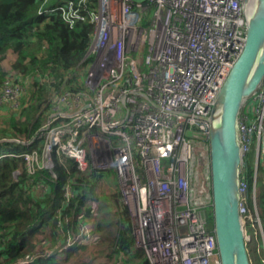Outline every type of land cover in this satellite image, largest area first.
Instances as JSON below:
<instances>
[{"label": "built area", "instance_id": "1", "mask_svg": "<svg viewBox=\"0 0 264 264\" xmlns=\"http://www.w3.org/2000/svg\"><path fill=\"white\" fill-rule=\"evenodd\" d=\"M80 2L85 0L51 6L43 0L38 11L60 13L70 25L88 19L93 33L80 64L88 65L82 89L56 96L34 137L22 142L41 144L21 155L28 171L40 168L30 164L38 162L37 154L54 178L55 157L61 156L84 174L113 170L132 221L133 245L149 264H220L206 215L208 146L199 143L197 153L190 138L198 131L207 142L203 119L243 50L240 0H95L92 10L80 9ZM22 91L6 84L0 105L16 107ZM238 126V213L247 247L257 250L263 235L254 183L264 162V80L244 101ZM253 150L250 174L245 159ZM65 195L72 196L69 186ZM79 227L69 248L89 239L83 221ZM31 260L26 256L20 264Z\"/></svg>", "mask_w": 264, "mask_h": 264}, {"label": "trees", "instance_id": "2", "mask_svg": "<svg viewBox=\"0 0 264 264\" xmlns=\"http://www.w3.org/2000/svg\"><path fill=\"white\" fill-rule=\"evenodd\" d=\"M60 1L47 0L51 6ZM42 3L43 0H0V94L6 84L23 86L16 107L0 105V110L6 109L0 117V139H5L0 142V264H20L26 256L32 257L29 264H64L67 257L62 262L57 259L66 250L60 253L57 247L62 249L67 238L74 236L78 217L86 221L90 218L93 209L82 205L87 198L94 201L91 181L99 176L93 172L88 178L75 162L62 156L55 158L65 159L69 166L54 162L55 178L47 169L35 168L30 173L21 156L41 145L36 140L30 145L22 142L31 140L45 122L54 98L82 89L80 72L76 75V71L93 33L88 19L70 25L60 13L39 15ZM94 6L95 0H85L79 8L92 10ZM5 61L8 65L3 64ZM196 132L192 135L197 137L190 139L207 147L204 134ZM260 166L263 173L264 162L259 169ZM249 184L252 187V179ZM68 186L70 198L65 195ZM258 187L256 203L257 211L258 203L261 208V215L258 213L264 237L263 174L261 179L258 175L255 179V189ZM110 205L115 212L106 224L104 218L97 220L98 236L92 243L98 239L99 249L109 252L112 258L108 264H149L143 250L133 245L132 226L121 195L114 194ZM206 215L212 228L209 206ZM67 217L71 220L66 221ZM46 227L51 229V240L43 245L52 253L41 248L36 251L37 244L33 242L35 230ZM99 235L105 237L103 243ZM249 253L255 257V247Z\"/></svg>", "mask_w": 264, "mask_h": 264}, {"label": "water", "instance_id": "3", "mask_svg": "<svg viewBox=\"0 0 264 264\" xmlns=\"http://www.w3.org/2000/svg\"><path fill=\"white\" fill-rule=\"evenodd\" d=\"M240 4L246 28L244 47L203 119L208 125L210 229L220 264H252L238 213L243 160L238 123L244 101L264 80V0H240Z\"/></svg>", "mask_w": 264, "mask_h": 264}, {"label": "rangeland", "instance_id": "4", "mask_svg": "<svg viewBox=\"0 0 264 264\" xmlns=\"http://www.w3.org/2000/svg\"><path fill=\"white\" fill-rule=\"evenodd\" d=\"M3 64L8 65L7 61H5ZM87 69H88L87 64H85L79 68L81 81L84 79V72ZM21 88H23V86ZM2 110H0V117L5 115L4 112L6 111V109H2ZM4 140L5 139L1 138L0 142H2ZM194 147H195V150L197 151V153H200V151H201L200 144L196 143L194 145ZM37 148L40 150V146H38ZM202 154L205 155V153H202ZM37 158H38V162H30V164L31 163L32 164H39L41 169L44 168V169L50 170L49 168H47L45 166V164H46L45 162H40V156H38V154H37ZM23 160H25V159L23 158ZM245 160H246L245 172H248L250 174L253 173L254 166H255V151L254 150L251 151ZM55 162H60L58 164H62L64 166L66 165L67 167L69 166V163H67V161H65V159H63V158H57V159L55 158ZM262 162H263V160L261 159V164H262ZM19 172L20 171L18 170L15 174L17 175ZM93 172H96V173L98 172V174H99V176L97 177L96 180L91 181V183L94 186V190H93L94 201H92L93 199L90 200V198H87V200L84 201V204L82 205L83 208L84 207L87 208L89 206V208L91 207L93 209L91 212V216L87 221H86V219H80L79 217L77 218L78 223H81L83 221V224H84L85 230L87 231V236L89 239L84 238L85 239L84 242L78 241L79 244L76 246L77 248L74 247L73 252L70 253L68 256L66 254L68 252H70L72 249L69 247H70V244H72L71 242L73 240V237L70 236L67 238V240L65 241L66 244L64 243V247L62 249H61V246L57 245L58 246L57 248H60V250L58 252L61 253V252L66 250L57 259L58 261L62 262L63 259H66V257H67L68 259L66 260V262L64 264H108L111 262L112 257L109 254V252L104 251L102 249H99L100 244L97 245L98 239L96 241H94V243H92V242H93V239L95 237L97 238V236H98V234L95 231V224H96L97 220L104 218V224H106L107 221L111 218V215L114 214L115 209L111 208L110 203H111V200H112V197L114 194H117V195L120 194L121 195V186H120L119 179L113 170L109 171V169H105V170L100 172V171L92 170V168H90L85 174H86V176H88V178H90L92 176ZM262 174L264 176V172L262 173L261 166H260V169L258 171V176H260V179H261ZM259 183H260V181H259ZM254 185H255V183H254ZM252 186H253V184H252ZM37 192L40 193V189ZM250 195L252 196V190L250 191ZM255 195H257V197L259 196V187L257 189H255ZM258 201H259V199H258ZM258 208H259L258 212H260V215H261V208H260L259 203H258ZM66 213H68V211H66ZM129 218H130V215H129ZM65 220L70 221L71 219L69 217H67ZM130 225L132 226V232H133V225H132L131 218H130ZM81 226L82 225H80V227ZM80 227L78 230H80ZM50 231H51L50 227H46L45 229H43L41 231H35L34 232L33 242L35 244H37L36 248H35L36 251L41 248L44 250V252L52 253V251H51L52 249H49L47 247V250H46V246L43 245L44 243L47 242L48 239L51 238L50 237ZM77 234H78V232H77ZM99 236H100L99 240L101 241V243H103L104 242L103 238H105V237H103V235H99ZM256 241L260 245H259V248L257 250H255L256 251V253H254L255 257L253 255L252 256L253 258H251L252 260H254V258L256 259L255 261L251 260L252 264H264V251L262 249V242H264V237L263 236L260 237V235H259L257 237ZM253 247H254V245L248 244V249L253 248ZM53 249H56V248H53ZM112 264H117V263L114 262Z\"/></svg>", "mask_w": 264, "mask_h": 264}, {"label": "crops", "instance_id": "5", "mask_svg": "<svg viewBox=\"0 0 264 264\" xmlns=\"http://www.w3.org/2000/svg\"><path fill=\"white\" fill-rule=\"evenodd\" d=\"M75 248H77V247H75ZM73 252V248L71 249V251L70 252H68L66 255H69L70 253H72ZM61 255V254H60Z\"/></svg>", "mask_w": 264, "mask_h": 264}, {"label": "clouds", "instance_id": "6", "mask_svg": "<svg viewBox=\"0 0 264 264\" xmlns=\"http://www.w3.org/2000/svg\"><path fill=\"white\" fill-rule=\"evenodd\" d=\"M36 231V230H35Z\"/></svg>", "mask_w": 264, "mask_h": 264}]
</instances>
